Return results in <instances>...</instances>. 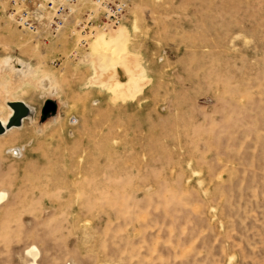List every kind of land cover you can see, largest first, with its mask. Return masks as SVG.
I'll use <instances>...</instances> for the list:
<instances>
[{"label": "rangeland", "instance_id": "obj_1", "mask_svg": "<svg viewBox=\"0 0 264 264\" xmlns=\"http://www.w3.org/2000/svg\"><path fill=\"white\" fill-rule=\"evenodd\" d=\"M19 1L0 0V67L55 93L24 86L31 121L0 137V264H264V0H80L40 33ZM120 27L135 78L113 94L84 60Z\"/></svg>", "mask_w": 264, "mask_h": 264}, {"label": "bare ground", "instance_id": "obj_2", "mask_svg": "<svg viewBox=\"0 0 264 264\" xmlns=\"http://www.w3.org/2000/svg\"><path fill=\"white\" fill-rule=\"evenodd\" d=\"M108 34L101 31L97 32L94 38L92 37L90 48L93 53L92 56L85 57L84 63L93 65V79L99 80L96 85H105V88L113 94L125 93L131 90V85L135 78L134 68L132 67L135 57L133 58V53L130 51L129 31L125 27H120L111 35ZM38 71L36 68H31L29 64L18 60L15 63H8L4 67H0V77H2V80H0V122L4 126L8 124L14 114V110L9 104L14 102L24 103L21 99L15 97L19 91H22L24 86H34L35 82L41 80L40 82L43 83V87L41 86L42 90L45 92L51 90L49 95H54L55 89L50 86L49 79L39 77ZM8 78L9 80L7 81ZM25 105L31 113L22 121V125L26 120L31 121L33 114L32 108L27 104ZM52 122H55V119ZM21 126L6 129L5 133L0 135V137L13 130H20L23 128ZM9 153L19 157L22 149L13 147ZM5 198L6 193L1 192L0 202ZM28 254L36 259L37 249L29 250Z\"/></svg>", "mask_w": 264, "mask_h": 264}, {"label": "built area", "instance_id": "obj_3", "mask_svg": "<svg viewBox=\"0 0 264 264\" xmlns=\"http://www.w3.org/2000/svg\"><path fill=\"white\" fill-rule=\"evenodd\" d=\"M80 0H20L15 2L14 14L20 27L33 33H40L46 29L57 32L69 21V16L74 12L75 6ZM124 6H118L112 11L111 18H107L105 29L119 25L121 20L117 14L123 13Z\"/></svg>", "mask_w": 264, "mask_h": 264}, {"label": "water", "instance_id": "obj_4", "mask_svg": "<svg viewBox=\"0 0 264 264\" xmlns=\"http://www.w3.org/2000/svg\"><path fill=\"white\" fill-rule=\"evenodd\" d=\"M9 106L14 110L13 116L10 118L8 124L4 126L0 122V135H3L6 129H11L12 127H19L22 125V121L30 115L29 108L22 102L10 103ZM58 106L55 102L49 100L46 102L45 107L42 111V122H45L49 118L55 117L57 115Z\"/></svg>", "mask_w": 264, "mask_h": 264}]
</instances>
